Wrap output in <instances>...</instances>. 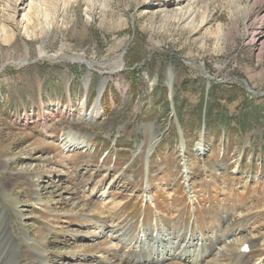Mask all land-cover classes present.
Wrapping results in <instances>:
<instances>
[{"label": "rangeland", "instance_id": "1", "mask_svg": "<svg viewBox=\"0 0 264 264\" xmlns=\"http://www.w3.org/2000/svg\"><path fill=\"white\" fill-rule=\"evenodd\" d=\"M202 1L196 32L134 0L69 5L35 36L17 29L15 0L0 10L14 30L0 38V245L16 264H128L109 262V236L82 238L104 221L126 252L215 248L204 264H264V0ZM102 76L87 119L81 100L89 111ZM73 126L86 151L63 150Z\"/></svg>", "mask_w": 264, "mask_h": 264}, {"label": "bare ground", "instance_id": "2", "mask_svg": "<svg viewBox=\"0 0 264 264\" xmlns=\"http://www.w3.org/2000/svg\"><path fill=\"white\" fill-rule=\"evenodd\" d=\"M54 1L57 2L56 5L54 4ZM110 1L111 0H15V8H13L12 11L13 13H16V12L21 13V21L18 24L17 29H19V31L22 30L23 33H25L27 36L29 35L35 36L37 34L43 35V33L48 32L53 27H56V25H58L57 18H59V16H61L67 11L66 8H68L67 6L69 5H74L76 3L78 4V2H84L88 6V8L86 7L84 10H86V12L88 13L90 12L93 14V12L96 11L97 9H100L102 12H105V9H110ZM129 1L130 0H127V2ZM134 1L136 3L143 4V5H150V6L155 5L156 6L155 8L158 7L162 9H169L168 12H166L163 15L164 22L165 23L167 21L177 22V24H181V27L190 29L191 32L200 31L207 24L208 18L206 14V4H203L202 0H134ZM7 2L8 0H0V10L6 9L8 7ZM13 35H14V30L8 31L3 24L1 25L0 38L3 41L7 42L9 38L11 39L10 36H13ZM27 49L28 48L25 46V53L27 52ZM76 56L75 57L70 56V58L66 57V59L67 61H70V62L82 61V58L80 56L78 57ZM113 61H114V67L110 69L109 71L106 70L109 73L116 72V71L118 72L120 68L122 67L121 56L114 58ZM89 62L87 63V67H88V71L91 72L92 71L91 69H94L93 68L94 64L91 62L89 63ZM105 74L107 73L104 72L102 75H105ZM104 80H105V76H102V82L98 87L97 98L93 102L89 111H86V104H85L84 97L81 100V110L85 114V117L87 119L94 120V117H96L97 114L100 112L99 99L104 89V84H105ZM86 82L87 80L85 81V86H86ZM80 119L81 118L79 117L72 118V124L77 125V123L80 122L79 121ZM65 136H66L64 138L65 143L62 144V148L65 151V153H69L70 151H73L76 148L81 149V151H86L90 146L88 142V138H84L83 134H81L80 132L78 133V131L74 130V126L68 129ZM202 145H203L202 141H199L197 144V147L200 148ZM183 147L184 146L181 147L182 152L184 150ZM97 224L100 225L99 228H96V226H93V230H91L90 232L91 235L88 237L83 235L82 238L85 239L86 241L94 243L96 239L102 238L104 236H109L110 238L109 245H111V247L112 245H116V247H118L119 249L118 251L113 250V252L109 254V257H107V259L110 260L109 262L111 261L114 262V259H118V261H121V262L126 261L125 263H128V264H162L168 261H178L179 264H204L206 261V258L211 256L215 250V248L205 249V251H203L199 255V258L197 259H195L196 253L194 251H192L190 254L185 251L180 252L181 250L179 252H175V251L168 252V255L165 258L159 257V256L152 257L149 252L144 251L143 249H140L138 251L134 250V251L126 252L124 251L126 247L124 246V243H123L124 235L119 233L120 230L116 228L117 225L110 226L105 221L103 223L99 222ZM14 236H16V233ZM12 239L13 237L10 234V241ZM146 240L148 241L152 240L151 242H153L154 239L150 237L148 238L147 236ZM10 244L12 243L9 242L7 248H4L3 245H0V264H16L17 256L15 255L16 254L15 251L14 252L10 251L11 249ZM15 244L16 243H14V246ZM260 247L264 248V241H261ZM5 250H8V252H6ZM11 252L13 255L11 254ZM238 256L242 257L244 256V254L240 252ZM163 259H165L166 261L163 262L162 261Z\"/></svg>", "mask_w": 264, "mask_h": 264}, {"label": "trees", "instance_id": "3", "mask_svg": "<svg viewBox=\"0 0 264 264\" xmlns=\"http://www.w3.org/2000/svg\"><path fill=\"white\" fill-rule=\"evenodd\" d=\"M206 105V104H205ZM204 114H205V117H206V120H205V122L204 123H207V121L211 118V111L209 110V107L208 106H206V109H204ZM208 119V120H207ZM223 125H222V129H225V124H228V122H223L222 123ZM218 127H220V126H218ZM241 128V127H240Z\"/></svg>", "mask_w": 264, "mask_h": 264}, {"label": "water", "instance_id": "4", "mask_svg": "<svg viewBox=\"0 0 264 264\" xmlns=\"http://www.w3.org/2000/svg\"><path fill=\"white\" fill-rule=\"evenodd\" d=\"M16 65V64H15ZM240 81H242L243 83H244V86H245V89L248 91V92H252V93H254V94H260V92H254V91H252V90H250V88H249V86L247 85V83L244 81V80H240Z\"/></svg>", "mask_w": 264, "mask_h": 264}]
</instances>
